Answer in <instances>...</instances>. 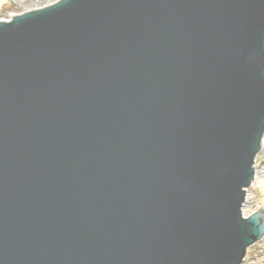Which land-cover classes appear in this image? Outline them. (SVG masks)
I'll return each instance as SVG.
<instances>
[{"label": "water", "instance_id": "water-1", "mask_svg": "<svg viewBox=\"0 0 264 264\" xmlns=\"http://www.w3.org/2000/svg\"><path fill=\"white\" fill-rule=\"evenodd\" d=\"M263 138L264 0L0 20V264H242Z\"/></svg>", "mask_w": 264, "mask_h": 264}, {"label": "rangeland", "instance_id": "rangeland-1", "mask_svg": "<svg viewBox=\"0 0 264 264\" xmlns=\"http://www.w3.org/2000/svg\"><path fill=\"white\" fill-rule=\"evenodd\" d=\"M55 1L57 0H0V20H8L15 14L34 10ZM256 173L252 184L246 190L242 205L245 213L249 215L264 204V138L256 155ZM242 264H264V236L247 249Z\"/></svg>", "mask_w": 264, "mask_h": 264}]
</instances>
